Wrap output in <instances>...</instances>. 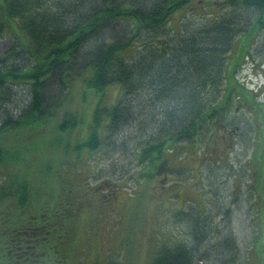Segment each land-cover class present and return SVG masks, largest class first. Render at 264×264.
I'll list each match as a JSON object with an SVG mask.
<instances>
[{"label":"trees","instance_id":"1","mask_svg":"<svg viewBox=\"0 0 264 264\" xmlns=\"http://www.w3.org/2000/svg\"><path fill=\"white\" fill-rule=\"evenodd\" d=\"M248 60L264 65V0H0V264H124L90 261L84 222L92 233L98 214L109 224L132 215V191L118 198L116 180L183 181L180 160L196 152L202 200L168 202L176 232L144 264H238L231 211L210 178L237 174L211 160L223 158L218 135L231 146L247 140L231 113L255 101L236 77ZM77 82L97 97L88 120L64 109ZM112 87L117 99L103 105ZM257 106L252 118L264 121V101ZM263 135L250 142L264 145ZM101 153L109 165L94 163ZM192 206L203 213L189 218Z\"/></svg>","mask_w":264,"mask_h":264},{"label":"rangeland","instance_id":"2","mask_svg":"<svg viewBox=\"0 0 264 264\" xmlns=\"http://www.w3.org/2000/svg\"><path fill=\"white\" fill-rule=\"evenodd\" d=\"M179 18L180 17H178V19ZM258 60H261V57L258 58ZM262 62H264V60H262L261 63ZM241 67L239 75H236V77L243 78L241 81L244 86L255 94V101H249L251 102L250 108L252 110L245 109V106L240 110L235 109V111L240 112L239 114H234L235 112H232L231 120L237 126L238 132H240V134H245L247 140L232 141L233 144L231 146L228 145L222 137L219 139L218 137L220 135L216 137L215 142L218 141V143L215 144L219 145V154H221L223 158H212V164L216 170H219V166L216 165L219 163L221 167L232 170L237 174L234 179L227 181V179L225 180L224 176H222V172H219L217 175L210 178V180L219 188L221 191L220 195H222H219L222 197L221 200H223L224 204L228 206L231 211L230 216L232 218L231 221H233V237L238 250V264H248V261L245 260L248 256H250L251 259L259 257V259L262 260L261 264H264V145L256 141L254 143L250 142L254 139V135H257L258 132L264 129L263 120L257 121L252 118L257 115L255 112L259 111L257 105L264 101V65L259 68L253 64V61L248 60L244 62ZM70 91L64 109L71 112L78 110L79 114H81L85 120H88L97 97L90 89L85 88L80 82L72 84ZM104 94L103 105H108L117 99L119 88H108L105 90ZM17 95L19 98L20 94ZM247 98L250 99L248 94ZM253 105H256V107L253 108ZM258 128H260V130ZM82 130L81 128L79 132ZM244 132H247V134ZM262 138L264 141V135ZM233 145L235 149L229 150ZM198 154L197 152L194 153L192 156L193 158L190 157L192 158L190 162L187 161L190 158L180 160L184 161L183 167L187 168L186 171H189V176L183 181L174 182V184L169 182L171 178L165 179V177L161 178V176L156 175L151 179H140L131 184H125L121 180H116L119 182L120 187L118 191H116V196L118 198L122 199L126 196L127 192L123 190L125 185L128 190L132 191L129 192V196L127 197L129 200L128 202L133 204L130 210L133 211V214L127 215L125 212L124 215H127L126 217H117L113 222L116 227L113 223H107L105 217H99L97 219L98 214L94 220L97 221L98 227L92 229V233L91 230L88 231L90 226L89 222H84L80 244H84L83 240L90 237L87 242L91 258L90 261L95 263L100 261L102 263L110 256V258L113 257L115 259L122 258L124 264H144L147 256L153 254L154 249L152 251V247L155 246L154 243L160 236L163 234H165V236H172V234H175L176 229L171 225L170 220L174 213V209L181 203V197L184 196L186 200L189 198V201L194 200L196 202H201L202 200L201 198H196V191L198 189L197 185L203 183L200 177L202 169L205 168L202 164L205 158L200 160L198 158L200 154ZM168 155L166 151L163 157L166 158ZM109 158V155L101 153V155L95 159L94 163L97 165L99 161L102 165L107 166L110 163ZM181 163L183 162H180V165ZM122 165L125 166V164ZM129 165L130 168L134 167L135 174L140 169V167H136V164L133 162L129 163ZM130 168H128L127 171H129ZM123 169L111 176L119 178ZM103 175L109 176L107 172H104ZM206 180L207 179H205V181ZM232 186L233 189L231 190ZM226 189H228L230 196ZM207 198V202L204 200L205 203L211 204L212 202L213 204L215 202L212 201L213 198L211 196H207ZM170 200H174L176 208L175 205L172 206L171 203H168ZM157 206L163 207L162 213H159L160 209H157ZM191 208L192 210H190V212L192 213L189 214V218L196 215L194 212L203 213L204 210L200 207L192 206ZM218 214L219 212L212 211V216L215 215L214 219L221 223ZM130 216H132V222ZM251 219L253 220V228L255 231H253ZM250 224L252 229L250 228ZM119 254L121 256H119ZM84 256H82V258H84ZM80 259L81 257L77 254L73 256V261L76 263H78Z\"/></svg>","mask_w":264,"mask_h":264},{"label":"flooded vegetation","instance_id":"3","mask_svg":"<svg viewBox=\"0 0 264 264\" xmlns=\"http://www.w3.org/2000/svg\"><path fill=\"white\" fill-rule=\"evenodd\" d=\"M1 1H3V0H1ZM4 31V34H7L8 35V33H9V30L6 28V29H4L3 30Z\"/></svg>","mask_w":264,"mask_h":264}]
</instances>
